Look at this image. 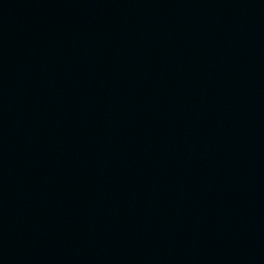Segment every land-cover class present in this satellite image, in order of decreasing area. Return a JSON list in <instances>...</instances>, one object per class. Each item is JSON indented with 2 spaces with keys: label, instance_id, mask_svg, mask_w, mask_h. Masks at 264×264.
Masks as SVG:
<instances>
[{
  "label": "water",
  "instance_id": "1",
  "mask_svg": "<svg viewBox=\"0 0 264 264\" xmlns=\"http://www.w3.org/2000/svg\"><path fill=\"white\" fill-rule=\"evenodd\" d=\"M0 264H264V0H0Z\"/></svg>",
  "mask_w": 264,
  "mask_h": 264
}]
</instances>
